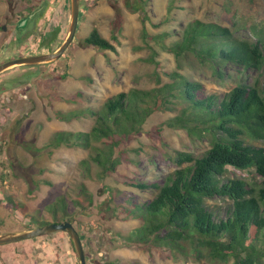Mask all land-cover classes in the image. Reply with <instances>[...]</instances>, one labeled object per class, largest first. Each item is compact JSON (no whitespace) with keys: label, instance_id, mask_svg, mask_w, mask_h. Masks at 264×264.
I'll return each mask as SVG.
<instances>
[{"label":"rangeland","instance_id":"rangeland-1","mask_svg":"<svg viewBox=\"0 0 264 264\" xmlns=\"http://www.w3.org/2000/svg\"><path fill=\"white\" fill-rule=\"evenodd\" d=\"M81 4L86 8L81 11L78 27L80 44L72 45L55 63L41 68L22 66L0 76V125L15 115L17 128L12 149L0 151V213L5 217V222L0 219V235L71 221L85 236L88 264L212 263L204 252L173 257L162 248H143L135 235L143 222L126 220L113 204L126 192L140 202L150 199L151 192L132 184L164 180L173 174L178 167L165 153L187 151L201 156L209 148L207 139L192 138L185 130L168 126L176 113L156 109L141 136L114 150L121 165L108 175L92 162L97 151L53 142L58 132H91L95 119L84 115L72 119L73 111L87 107L100 110L121 93L167 83L164 73L178 70L169 50L176 36L166 39L165 46L159 45L153 37L163 32L180 30L182 23L200 19L232 27L247 41L264 40V0H81ZM70 22L71 0H0V63L40 50H57ZM95 29L115 51L86 47L84 41ZM151 58L156 63L149 62ZM182 65L183 74L200 81L208 94L224 95L239 83L262 86L264 82L263 70L227 66L222 79L208 69ZM20 131L28 138L26 145L19 144ZM92 144L102 151L110 143ZM229 177L254 185L262 181L254 170L231 169ZM7 197L22 208L12 209ZM64 197L70 217L67 221L62 214L49 211ZM231 205L228 199L216 198L208 201V210L216 221L225 220ZM0 264H79V259L69 234L59 232L0 246Z\"/></svg>","mask_w":264,"mask_h":264},{"label":"trees","instance_id":"trees-1","mask_svg":"<svg viewBox=\"0 0 264 264\" xmlns=\"http://www.w3.org/2000/svg\"><path fill=\"white\" fill-rule=\"evenodd\" d=\"M174 36L176 41L169 50L178 62V70L164 73L167 83L150 90L121 93L100 110L87 107L73 111L72 119L81 115L95 119L91 132H58L53 144L97 151L92 162L108 175L121 165V160L114 158V150L141 136L156 109L176 113L168 126L185 130L192 138L207 139L209 148L201 156L187 151L165 153L177 165L175 172L164 180L133 183V187L153 196L140 202L126 192L118 201L113 200L115 208L119 207L126 220L143 222V227L135 231L143 248H162L173 257L205 253L212 263L234 260L235 264H264V145L254 144L264 143V82L262 86L239 83L224 95L208 94L200 81L183 74L182 65L208 69L222 79L227 66L264 71V40L247 41L239 38L232 27L200 19L182 23L180 30L163 32L153 40L165 46V40ZM84 44L100 51L116 50L97 29ZM148 61L156 63L152 58ZM161 81L158 76V84ZM94 141H107L109 148L100 151L93 147ZM90 162L86 161L87 167ZM231 169L254 170L262 181L254 185L230 178ZM216 198L232 203L225 220L216 221L208 210V201ZM7 202L12 209L22 208L11 197ZM49 211L70 220L65 197Z\"/></svg>","mask_w":264,"mask_h":264},{"label":"water","instance_id":"water-1","mask_svg":"<svg viewBox=\"0 0 264 264\" xmlns=\"http://www.w3.org/2000/svg\"><path fill=\"white\" fill-rule=\"evenodd\" d=\"M85 8L86 6L81 4V0H71V22L69 32L65 41L57 50L50 53L19 57L6 61L0 65V75L4 74L10 69L22 66L51 64L60 60L72 44H80V41L76 39V35L79 27L81 11ZM6 29L7 27H4V30ZM59 232H65L69 234L71 241L74 244V248L79 259V264H88L87 253L84 246L85 236L79 233L74 223L71 221L63 223H50L34 229L0 235V246H7L23 241H29Z\"/></svg>","mask_w":264,"mask_h":264},{"label":"flooded vegetation","instance_id":"flooded-vegetation-1","mask_svg":"<svg viewBox=\"0 0 264 264\" xmlns=\"http://www.w3.org/2000/svg\"><path fill=\"white\" fill-rule=\"evenodd\" d=\"M83 5V4H82ZM24 20H26V19H24ZM24 20H21L20 21V24L24 21ZM19 24V25H20ZM4 27H6V26H4ZM4 27H3V29H4ZM70 28V27H69ZM68 32H69V30H68ZM77 33H78V31H77ZM67 35H68V33H66ZM67 35H66V37H67ZM66 37L64 38V40H63V42L65 41V39H66ZM76 39H78V37H77V35H76ZM63 44V43H62ZM61 44V45H62ZM74 44H76V43H74ZM74 44H72V45H74ZM60 45V46H61ZM71 45V46H72ZM70 46V47H71ZM69 47V48H70ZM55 51V50H54ZM54 51H52V52H54ZM44 53H50V52H43L42 50H40L39 52H36V53H33V54H28V55H26V56H33V55H40V54H44ZM25 57V56H24ZM15 59V58H14ZM1 64H3V62L2 63H0V65ZM39 65H37V67H38ZM42 66L40 65L39 66V68H41ZM1 76V75H0ZM10 86H13V85H11V84H9ZM14 87V86H13ZM13 89V88H12ZM4 92V91H3ZM2 92V93H3ZM9 111L10 112H12V109L11 108H9ZM14 116L15 115H13L12 117H9L8 118V120H6L5 121V124H3L2 126L0 125V151H3L4 153H6L7 151H9V150H11L12 148H10L11 147V144H13V142L15 141L14 140V136H16V130H17V128H16V121H15V118H14ZM19 123H17V125H18ZM5 131L7 132V135H6V133H5ZM17 138H18V140H19V144H23V145H26L25 143H26V141H28V138L26 137V135H25V133L23 132V131H20L18 134H17ZM37 141V138L36 137H34V139H33V142H36ZM50 224V223H49ZM23 231H25V230H23Z\"/></svg>","mask_w":264,"mask_h":264},{"label":"clouds","instance_id":"clouds-1","mask_svg":"<svg viewBox=\"0 0 264 264\" xmlns=\"http://www.w3.org/2000/svg\"><path fill=\"white\" fill-rule=\"evenodd\" d=\"M80 17H81V15H80Z\"/></svg>","mask_w":264,"mask_h":264}]
</instances>
